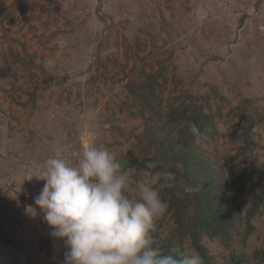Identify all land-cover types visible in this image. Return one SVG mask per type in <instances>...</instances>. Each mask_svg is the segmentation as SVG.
I'll return each instance as SVG.
<instances>
[{"label": "rangeland", "instance_id": "obj_1", "mask_svg": "<svg viewBox=\"0 0 264 264\" xmlns=\"http://www.w3.org/2000/svg\"><path fill=\"white\" fill-rule=\"evenodd\" d=\"M165 62L160 111L184 90L204 101L217 132L203 147L230 179L249 163L232 155L240 142L235 129L250 117L252 163L261 167L264 0H0V264H63V241L50 235L35 204L45 182L27 180L29 170L42 176L48 158L75 164L85 145L104 147L132 188L152 181L155 174L139 164L159 152H146L141 136L152 112H141L129 84L145 77L142 68ZM162 174L158 191L167 183ZM256 179L232 205L242 218L259 199ZM252 224L247 236L244 221L230 240L204 236L210 264H264L257 256L264 211ZM173 225L168 213L156 221L164 232ZM184 246L194 251L189 239Z\"/></svg>", "mask_w": 264, "mask_h": 264}, {"label": "trees", "instance_id": "obj_2", "mask_svg": "<svg viewBox=\"0 0 264 264\" xmlns=\"http://www.w3.org/2000/svg\"><path fill=\"white\" fill-rule=\"evenodd\" d=\"M166 70V62L157 69L152 67L148 72L142 68L140 74L145 77L132 82L133 85L129 84L131 96L141 102V112L145 109L152 112V116H145L147 121L141 131L145 141L144 150L148 153L154 148L159 151L150 163L142 161L139 164L151 174L163 173L162 179L167 178L164 171L174 174V178L166 179L167 183L159 189L168 205L166 213L174 221L170 232H164L161 227L156 231L165 252H189L184 246L189 239L194 251L203 256L205 264H210L211 258L203 243L204 236L230 240L232 234L238 232V225L242 221L246 224L245 236L254 230L252 219L264 211V164L260 167L252 163L254 122L247 117L235 129L240 142L232 159L240 158L249 163L238 171L235 178H225L218 160L203 147L207 137L217 132L212 109L206 110L204 101L199 103L192 100L188 90H184L170 97L167 109L160 111L162 94L167 86ZM231 113L235 114L233 110ZM193 125L202 135L198 137L194 134ZM132 159L129 151L126 164H132ZM256 175L253 186L260 187V196L242 218L232 205ZM185 186L192 187L194 191L186 192ZM257 256L264 261V251L258 252ZM211 264L217 263L212 261Z\"/></svg>", "mask_w": 264, "mask_h": 264}, {"label": "clouds", "instance_id": "obj_3", "mask_svg": "<svg viewBox=\"0 0 264 264\" xmlns=\"http://www.w3.org/2000/svg\"><path fill=\"white\" fill-rule=\"evenodd\" d=\"M193 132L202 135L195 125ZM158 175L132 188L107 148L85 145L75 164L50 157L42 176L29 170L27 180L45 182L35 204L50 235L63 241V264H205L197 251L166 253L156 235V221L168 209L155 187Z\"/></svg>", "mask_w": 264, "mask_h": 264}]
</instances>
